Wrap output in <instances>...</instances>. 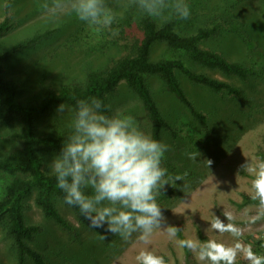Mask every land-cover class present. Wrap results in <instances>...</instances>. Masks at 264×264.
I'll list each match as a JSON object with an SVG mask.
<instances>
[{
    "label": "rangeland",
    "instance_id": "obj_1",
    "mask_svg": "<svg viewBox=\"0 0 264 264\" xmlns=\"http://www.w3.org/2000/svg\"><path fill=\"white\" fill-rule=\"evenodd\" d=\"M9 1L0 0V21L10 17V22L17 24L0 38V47L6 48L49 31L48 36L17 53L7 63L6 74L19 82L20 99L24 101L39 99L40 91L52 84L84 82L89 71L104 68L123 54L115 38L106 33L107 29L97 31L73 15L47 18L38 7L40 0H23L19 4L14 0L13 6L6 9ZM200 1L198 13L202 20L207 21L219 12L225 13L226 10L221 9L224 5L226 18L233 22L231 30L222 31L203 45L251 66L253 74L243 81L197 65L193 68L239 86L242 94L215 93L179 74L189 97L209 116L211 134L196 145L185 137V131L192 129L197 134H204L199 124L159 76H149L147 81L160 110L174 127L180 129L176 138L168 131L162 137V143L168 146L162 167L168 174V167L172 165L178 173L166 175L167 184L162 185L157 195L166 218L161 230H155L147 242L138 239V233L125 240L106 232V224L104 228L89 227L62 200L56 199L60 212L77 226L75 233H69L45 217L35 204L34 192L27 201L25 213L28 221L40 226V231L31 243L43 252L50 264H137L135 257L143 249L163 256L166 264H188L185 249L179 243L180 237L170 238L163 231L168 225L177 227L186 239L200 242V230L208 239H215L227 247L240 243L250 247L257 257H264V253L255 251L256 239H264V215L258 213L257 201L243 204V194L252 196V190L251 177L241 168L246 162L264 159V0ZM20 4L22 10L16 16V7ZM106 4L120 17L129 7L126 6L128 0H106ZM171 55L172 52L161 44L154 47L152 58ZM110 107L113 114L132 117L136 126L151 136V123L143 103L127 85L121 84L110 96ZM73 115L72 111L61 113L56 109L52 118L57 120L53 123L44 118L38 128L44 131L48 125L56 124L68 130L67 138ZM19 128L17 119L0 114V156L20 146L17 139L10 137ZM41 154L46 169L52 170V160L59 154L52 149H43ZM192 154L197 158H191ZM209 159L213 163L207 166ZM177 176L182 177L179 182L175 179ZM11 178L0 173V194ZM225 210L233 213L231 223L238 227V236L211 229L214 216L228 223ZM257 216L259 218H255ZM190 252L191 264H210V261L200 260L196 252ZM0 264H16L14 243L6 234L3 223H0ZM234 264H250V261L243 252H238Z\"/></svg>",
    "mask_w": 264,
    "mask_h": 264
},
{
    "label": "trees",
    "instance_id": "obj_2",
    "mask_svg": "<svg viewBox=\"0 0 264 264\" xmlns=\"http://www.w3.org/2000/svg\"><path fill=\"white\" fill-rule=\"evenodd\" d=\"M23 0H18L21 3ZM10 0L8 7L13 6ZM110 3L111 2H107ZM190 6L188 19L173 17L166 23L142 14L135 6H129L123 16L116 19L106 33L114 37L123 54L109 62L104 68L91 70L86 74L84 82L52 84L40 92V98L24 101L21 97V86L17 80L6 74L7 63L19 52L35 45L49 35V31L38 33L34 37L16 43L12 46L0 47V114L17 119L20 128L10 134L17 139L20 146L0 156V173L12 177L0 194V223L5 226V232L14 243L16 264H50L43 252L32 245L34 237L40 231V226L28 221L25 208L27 201L36 192L35 204L42 210L45 217L52 219L63 230L75 233L77 226L60 212L56 199L64 201V193L58 188L57 179L52 170H47L43 149H52L58 154L63 146L68 130L56 124L48 125L42 131L38 128L41 120L46 118L53 123L52 118L58 106L65 104L76 107L80 99L96 97L104 105L106 114L113 115L110 107V96L121 84L127 85L141 99L148 120L151 123V137L162 142L163 133L168 131L173 138L179 136L180 129L174 127L160 110L148 84L149 76H159L179 101L190 111L193 119L199 124L204 134H197L192 129L185 131V137L192 143L200 145L211 134L209 116L199 109L181 84L179 74L189 81L207 87L215 93L239 96L242 89L226 80L214 77L205 71L193 68L197 65L208 70H216L226 76H234L246 81L253 74L251 66L231 60L220 51L204 46L203 43L221 33L231 30L233 22L225 13L202 20L198 13L200 0H187ZM20 8V9H19ZM16 7L18 16L22 6ZM14 19V16H11ZM205 17V16H203ZM10 17L0 21V38L8 34L17 24L10 22ZM104 35V34H103ZM165 45L172 52L171 56L152 58L156 45ZM3 48V49H2ZM28 78L32 80L31 76ZM33 96L35 93L32 94ZM31 95V96H32ZM178 173L177 168L170 165L167 176ZM179 182V180H177ZM243 204L255 202L249 194H243ZM66 204V203H65ZM84 222H89L81 216L78 207L69 206ZM200 242L208 240L202 231L198 232ZM180 239H186L181 231ZM188 264H191V252L185 248ZM257 253H264V239L257 238L255 244Z\"/></svg>",
    "mask_w": 264,
    "mask_h": 264
},
{
    "label": "clouds",
    "instance_id": "obj_3",
    "mask_svg": "<svg viewBox=\"0 0 264 264\" xmlns=\"http://www.w3.org/2000/svg\"><path fill=\"white\" fill-rule=\"evenodd\" d=\"M126 6H135L161 23L173 17L190 16L187 0H128ZM38 7L47 18L73 15L97 31L109 29L116 19L106 0H40ZM57 110L74 113L71 133L51 163L58 188L65 194V203L78 207L91 228H104L106 224L108 233L125 240L138 233V239L147 242L166 220L157 195L162 185L167 184L162 158L168 146L141 131L132 117L106 114L102 101L96 97L78 100L74 109L62 104ZM191 158L197 157L192 154ZM206 162L207 166L213 163L210 159ZM241 168L251 177V198L258 202V213L264 215V159L246 162ZM224 216L228 223L214 216L211 229L238 236V227L231 223L233 213L225 210ZM163 231L170 238L180 232L171 225ZM179 243L210 264H234L238 252H243L250 264H264V257H257L250 247L240 243L235 247H227L215 239L203 242L182 239ZM135 259L137 264H166L163 256L148 249L139 251Z\"/></svg>",
    "mask_w": 264,
    "mask_h": 264
}]
</instances>
